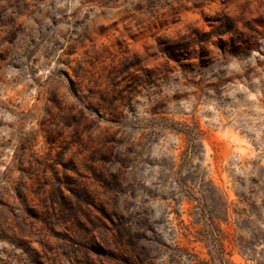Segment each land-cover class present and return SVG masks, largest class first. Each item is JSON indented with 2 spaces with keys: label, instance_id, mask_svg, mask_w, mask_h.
Returning <instances> with one entry per match:
<instances>
[{
  "label": "rangeland",
  "instance_id": "374dc122",
  "mask_svg": "<svg viewBox=\"0 0 264 264\" xmlns=\"http://www.w3.org/2000/svg\"><path fill=\"white\" fill-rule=\"evenodd\" d=\"M0 264H264V0H0Z\"/></svg>",
  "mask_w": 264,
  "mask_h": 264
}]
</instances>
